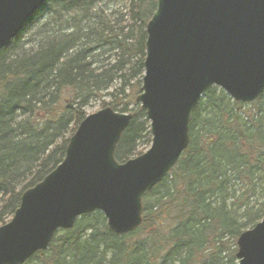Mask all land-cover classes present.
Here are the masks:
<instances>
[{
    "label": "trees",
    "instance_id": "trees-1",
    "mask_svg": "<svg viewBox=\"0 0 264 264\" xmlns=\"http://www.w3.org/2000/svg\"><path fill=\"white\" fill-rule=\"evenodd\" d=\"M156 0H49L0 51V226L22 193L63 160L69 138L105 96L132 113L115 159L141 155L149 123L135 102L144 73L145 27ZM132 107V109H130ZM264 219V94L232 101L211 88L192 114L189 145L144 199L141 226L112 233L92 212L57 232L25 264H237L236 241Z\"/></svg>",
    "mask_w": 264,
    "mask_h": 264
},
{
    "label": "water",
    "instance_id": "water-1",
    "mask_svg": "<svg viewBox=\"0 0 264 264\" xmlns=\"http://www.w3.org/2000/svg\"><path fill=\"white\" fill-rule=\"evenodd\" d=\"M48 0H0V51ZM144 74L135 101L151 144L119 163L115 149L131 113L106 107L69 138L62 162L23 192L0 226V264H24L58 231L99 211L108 229L127 235L142 224L143 199L189 145L192 114L212 87L237 103L264 93V0H156L146 28ZM238 264H264V219L236 241Z\"/></svg>",
    "mask_w": 264,
    "mask_h": 264
},
{
    "label": "rangeland",
    "instance_id": "rangeland-1",
    "mask_svg": "<svg viewBox=\"0 0 264 264\" xmlns=\"http://www.w3.org/2000/svg\"><path fill=\"white\" fill-rule=\"evenodd\" d=\"M50 7H46L45 9H41L39 10L36 14H35V17H34V23H37V25H41L42 23H44L46 20L49 19L50 17V14L48 12V9ZM108 98L105 96L103 98H101L100 100H96V101H93L91 102L88 107L84 110L86 114H92V113H95L96 111L100 110V103L102 102H105V103H108ZM130 109H132V107H130ZM130 113V112H129ZM132 114V113H131ZM150 147V145L147 147V149ZM146 149V150H147ZM145 150V151H146ZM144 151V152H145ZM143 152V153H144Z\"/></svg>",
    "mask_w": 264,
    "mask_h": 264
}]
</instances>
